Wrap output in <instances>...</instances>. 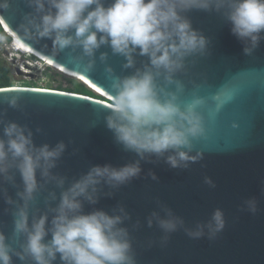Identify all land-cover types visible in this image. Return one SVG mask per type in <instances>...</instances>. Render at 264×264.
Returning a JSON list of instances; mask_svg holds the SVG:
<instances>
[{
	"label": "clouds",
	"instance_id": "clouds-1",
	"mask_svg": "<svg viewBox=\"0 0 264 264\" xmlns=\"http://www.w3.org/2000/svg\"><path fill=\"white\" fill-rule=\"evenodd\" d=\"M25 3L33 13L24 17L22 27L29 35L50 39L54 53L80 50L73 61L81 64L87 60L85 71H91L96 52L107 46L113 55L124 58V69H134L131 75L123 77L115 76L110 67L106 69L115 93L110 99L83 80L45 65L35 54L20 50L21 54L29 56L21 55L19 61L12 62L14 69L20 68L26 74L25 66L36 69V74L59 73L101 97L102 100H94L109 104L110 113L105 116V123L114 141L138 159L120 167L91 166L65 189L67 177L54 174L53 170L67 145L59 141L54 146L47 143L37 146L32 130L6 121V113L0 112L3 126L0 197L15 208L13 241L10 243L9 237L0 231V264H13V256L22 264H54L58 257L60 264H137L129 230L122 226L131 220L125 207L118 205L111 214L101 209L86 213L84 204L96 205L101 194L111 196L115 190L140 177L142 160L151 162L155 157L157 161L163 159L172 169H186L202 159L201 154L191 153L192 141L205 131L202 116L197 111L204 100L194 95L189 104L181 107L179 94L183 93L184 84L176 77L185 72L189 57L208 54L209 39L194 29L183 14L192 10L222 13L231 25V33L244 45V54L250 56L264 39V0H110V3L108 0H25ZM9 7V0H0V10ZM0 27L4 33L0 35V54L6 53L13 43L14 47H24L5 30L1 21ZM137 56L147 58L141 67H136ZM99 59L106 62L107 53H102ZM27 60L39 65L33 66ZM25 79L31 83L29 78ZM173 85L175 91H170ZM13 88L32 89L34 86L23 87L21 83L4 89ZM4 102L9 107H18L16 96H5ZM17 173L20 184L16 183ZM149 176L157 180L154 173L149 172ZM205 183L211 185L212 181L206 178ZM5 184L17 188L16 200L8 195ZM49 184L61 190L55 207H51V203L57 201V196L55 191H47ZM105 187L110 191L103 192ZM42 191H47L44 198L47 211L36 208L30 216V208ZM244 203L248 212L256 213L254 198ZM160 208L163 215L153 211L146 222L149 228L155 224L160 229L164 241L179 229H184L190 238L207 235L211 240L225 228L220 209H216L206 223L187 227L183 218L170 208L164 205ZM139 223L137 221L133 227H138ZM49 236L51 238L47 239ZM21 238L17 250L13 243Z\"/></svg>",
	"mask_w": 264,
	"mask_h": 264
},
{
	"label": "water",
	"instance_id": "water-1",
	"mask_svg": "<svg viewBox=\"0 0 264 264\" xmlns=\"http://www.w3.org/2000/svg\"><path fill=\"white\" fill-rule=\"evenodd\" d=\"M9 3L7 10H0L5 30L20 40L24 48L63 73L83 80L110 99L115 93L106 69L110 67L119 77L133 73L134 69L123 68L124 58L113 55L107 46L96 52L94 68L85 71L87 60L81 64L73 61L80 50L67 49L56 54L50 39H39L25 32L24 17L33 13L25 0H9ZM183 15L209 39L208 54L189 57L185 72L176 77L184 84V91L179 94L181 107L189 104L194 95L204 100L197 111L205 131L192 141L191 153L201 154L202 159L186 169H172L163 159L157 161L155 157L151 162L142 160L140 177L111 196L101 194L96 205L85 202L84 211L101 209L111 214L114 208L123 205L131 220L122 226L129 230L137 264H264V39L247 56L244 45L231 33V25L222 13L192 10ZM102 53L108 55L106 62L99 59ZM136 61V67H141L147 58L137 56ZM15 73L32 79L20 68H15ZM169 90L175 91V86ZM5 96L18 97V107H9L4 102ZM0 112L6 113V121L32 130L37 146L45 143L54 146L59 141L67 145L53 170L54 174L67 177L65 189L91 166L120 167L138 159L114 141L105 123L109 105L100 101L49 89H0ZM149 172L157 180H152ZM206 178L212 181L211 185L205 183ZM16 183H21L18 173ZM4 187L16 200L17 188L10 184ZM47 191H55L57 201L51 203L55 207L61 190L49 184ZM47 191L37 194L30 216L36 208L47 211L44 203ZM108 191L106 187L103 189ZM253 198L257 202L255 214L248 212L244 203ZM160 205L182 217L187 227L206 223L220 209L225 228L211 240L207 235L190 238L184 229H179L164 241L160 229L155 224L149 228L146 222L153 211L163 215ZM14 211V206L7 205L0 197V231L9 237L10 243ZM137 221L139 226L133 227ZM22 239L13 243L17 250ZM12 259L13 264H22L17 257ZM54 264H60L59 257Z\"/></svg>",
	"mask_w": 264,
	"mask_h": 264
},
{
	"label": "trees",
	"instance_id": "trees-1",
	"mask_svg": "<svg viewBox=\"0 0 264 264\" xmlns=\"http://www.w3.org/2000/svg\"><path fill=\"white\" fill-rule=\"evenodd\" d=\"M3 31L0 27V35H3ZM1 55V54H0ZM49 73H53V72H49ZM47 73L49 78H61L64 79L67 83V85H69L70 87H66L63 88L62 85H60L58 87V89H56L57 91H63V92H67V93H75V94H79L82 96H87V97H91L93 99H98V100H102L101 97L95 95L93 92H91L89 89H87L86 87H84L83 85H81L79 82H77L74 79H69L66 78L62 75H60L59 73H55V74H49ZM13 71L12 68L8 65L7 62H5L1 57H0V89H4V88H10V87H14V80H13ZM33 83H28V82H24L22 83L23 87H31Z\"/></svg>",
	"mask_w": 264,
	"mask_h": 264
},
{
	"label": "rangeland",
	"instance_id": "rangeland-1",
	"mask_svg": "<svg viewBox=\"0 0 264 264\" xmlns=\"http://www.w3.org/2000/svg\"><path fill=\"white\" fill-rule=\"evenodd\" d=\"M4 54V53H1V55ZM9 66L14 69V65L12 63H9ZM15 70V69H14ZM53 72V71H52ZM14 73V72H13ZM55 74L54 72L52 73V75ZM38 76H41L39 78L40 82L39 84L37 85L40 89H49V90H54V89H58V87L60 85L63 86V88H66V87H70L69 85H67L66 81L64 79H61V78H48L47 77V74H41V73H37ZM13 80L15 82V85H21V83H24V82H27V80L22 77V76H18L16 73L13 74ZM34 86V85H33Z\"/></svg>",
	"mask_w": 264,
	"mask_h": 264
},
{
	"label": "bare ground",
	"instance_id": "bare-ground-1",
	"mask_svg": "<svg viewBox=\"0 0 264 264\" xmlns=\"http://www.w3.org/2000/svg\"><path fill=\"white\" fill-rule=\"evenodd\" d=\"M14 45V43L12 44V46L9 48V50H7V52L6 53H4V54H2V55H0V57L2 58V59H4V60H6L7 61V63L9 62V63H12V62H16V61H19L20 59H21V52H20V50H22V51H25V52H28V53H31V54H33L32 52H30L29 50H27L26 48H17V47H14L13 46ZM16 51H19V52H16ZM38 57V56H37ZM41 59V58H40ZM41 60H43V59H41ZM44 61V60H43ZM44 63H45V65H50L49 63H47L46 61H44ZM50 66H52V65H50ZM25 70H26V72H27V74L28 75H31L32 77V79H31V82L33 83V85H34V88H35V90H39V87L37 86L38 84H39V82H40V80H39V76L36 74V69H29V68H25ZM62 72V71H61ZM69 76V75H68ZM77 79H79V78H77ZM80 81H82L81 79H79ZM90 86V85H89ZM95 90V89H94ZM97 91V90H96Z\"/></svg>",
	"mask_w": 264,
	"mask_h": 264
},
{
	"label": "built area",
	"instance_id": "built-area-1",
	"mask_svg": "<svg viewBox=\"0 0 264 264\" xmlns=\"http://www.w3.org/2000/svg\"><path fill=\"white\" fill-rule=\"evenodd\" d=\"M16 52H19V51H16ZM26 54H27V53L22 54V56H25V57L29 56V55H26ZM22 56H20V57H22ZM27 63H29V64H31V65H33V66L39 65L38 62H33V61H28V60H27ZM44 71H45V69H42V72H44ZM44 74H46V73H44ZM100 102H102V101H100ZM103 103L109 105L106 101H105V102L103 101Z\"/></svg>",
	"mask_w": 264,
	"mask_h": 264
}]
</instances>
